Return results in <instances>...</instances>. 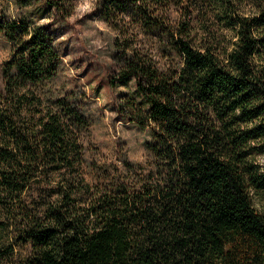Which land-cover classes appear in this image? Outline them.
I'll use <instances>...</instances> for the list:
<instances>
[{"label":"trees","instance_id":"1","mask_svg":"<svg viewBox=\"0 0 264 264\" xmlns=\"http://www.w3.org/2000/svg\"><path fill=\"white\" fill-rule=\"evenodd\" d=\"M52 6L43 5L35 14L43 17ZM114 6L134 10V18H143L147 35L162 39L167 31L169 42L185 61L178 79L152 84L156 69L151 61L135 59L134 54L127 57V71L109 77V83L125 85L132 75H139L135 94H146L139 104L151 100L153 119L164 122V132L156 131V140L145 141L160 158L157 167L141 177L143 183L136 181L139 187L126 175L106 182L98 175L96 182L87 181L85 146L69 136L71 129L61 126L56 113H45L36 106L41 103L38 97L21 94L13 110L0 111V139L5 141L0 144V164L9 165L0 167V262L6 264L18 248L31 241V254L18 264H264V213L254 210L247 193L249 186L264 193V164L258 160L264 155V66L260 63L264 11L243 18L233 14L232 0H188L181 6L189 19L181 23L178 32L182 35L177 36L159 16L152 15L155 9L137 6L134 0H114ZM193 8L199 9L194 16ZM102 11L110 15L112 6L106 2ZM192 19L213 39V24L234 29L240 23L239 40L231 41L236 49L227 52L217 41L201 51L194 45L206 37L196 31ZM30 23L24 16L10 21L8 13L0 10V29L10 38L26 33ZM64 27L41 25L17 49L20 53L31 48V63L19 61L18 83L43 82L55 73L58 49L52 47V40ZM253 30L261 34L253 36ZM221 40L231 38L222 34ZM116 43L120 44L118 38ZM128 44L125 41L124 48ZM161 52L172 54L168 48ZM125 57L118 46L113 58ZM42 58L48 60L47 67H42ZM153 93L168 102L147 95ZM121 98L129 103L134 100L127 92ZM52 102L63 106L70 123L78 128L87 125L88 119L70 105L67 93ZM25 103L34 105L30 112L40 115H30L31 123L21 116L17 123L13 112L18 113ZM124 108L119 106L120 111ZM129 119H137L141 127L145 124L143 118ZM9 143L16 145L15 151ZM91 164L98 166L95 160ZM125 166L131 167V162ZM102 176L111 173L103 168ZM54 179L57 182L52 184ZM33 185L39 199L25 191ZM55 196L60 198L53 201ZM42 208L44 220L55 223L40 220L36 213ZM28 218L35 223L20 228ZM14 223L16 235L6 243Z\"/></svg>","mask_w":264,"mask_h":264},{"label":"clouds","instance_id":"2","mask_svg":"<svg viewBox=\"0 0 264 264\" xmlns=\"http://www.w3.org/2000/svg\"><path fill=\"white\" fill-rule=\"evenodd\" d=\"M106 2L112 6L110 15H105L102 11ZM232 2L234 5L233 14H239L243 18L258 15L264 11V0H232ZM48 3H52L53 6L47 15L41 17L35 14L36 9ZM186 3L188 0H180L179 3L176 0H134V4L137 6L144 5L149 11L155 9L152 15L159 16L169 25L171 32L177 36L182 35L178 32L181 23L189 19L181 6ZM0 10L8 13L10 21L21 16L27 17L31 21L27 32L16 38H10L5 34V30L0 29V111L13 110L16 100L21 94H34L41 102L36 106L42 107L45 113H56L59 116L61 126L67 125L71 129L69 136L75 142L85 146L82 150L84 157L83 172L87 181L96 182L98 175L105 182L114 176L126 175L130 182L139 187L136 181L139 180L140 183H143L141 177L150 170L154 171L157 167L156 162L160 159L145 144V141L156 140L154 132L163 133L164 127L162 125L164 122L153 119L150 112L151 100H146L142 105L139 104L140 101L145 100L146 95L145 93L135 94L139 75H132L127 85L120 83L113 85L108 81L111 75L119 76L129 69L127 57H133L134 54H136L135 59L151 61L153 68L156 69V78L151 81L152 84L178 79L179 70L183 69L185 61L169 42L168 32L163 33L162 39L147 35L143 18H134V10H118L114 6V0H0ZM198 11V8H193V16ZM216 11L219 12L221 9L217 8ZM209 15L212 16L213 20L215 19L212 13ZM48 23H51L53 28L66 26L63 34L52 40V47L58 49L55 53L58 67L55 73L44 79L43 82L37 81L33 84L32 80L28 79L25 83L20 84L18 83L20 79L19 61L22 59L23 62L31 63V48H25L20 53L17 52V49L32 37L39 26ZM192 23L196 25V31L200 32L201 37H206L202 44L194 45L200 47L201 51L209 45L215 46L217 41H221L220 48L226 47L227 52L236 49V44L231 43V41L239 40L240 23L235 24L234 29L213 24V30L216 31L215 39L208 32L202 31L195 19H192ZM222 34H226L231 40L222 41ZM259 34L261 33L255 30L252 32L253 36ZM117 38L120 42L119 45L116 43ZM62 41L64 43H61ZM125 41H129L126 48H124ZM65 43L69 44L72 49L67 55L63 54ZM118 46L126 52L125 58H113V53L117 51ZM162 48L170 49L172 54L170 56L162 55ZM145 53L147 56L144 55ZM13 54H16L15 60H13ZM81 57H83L82 62L80 61ZM252 59L256 60L257 57L253 56ZM8 61L13 62L7 64ZM74 61L76 63H73ZM90 63H92V67L89 69ZM260 63L261 66H264V57L260 58ZM41 65L47 67L48 60L42 58ZM86 69H89L87 74L80 75ZM113 69H115V73H113ZM173 69L177 70L175 74H173ZM101 80L104 81V86L97 95L96 85ZM10 81L11 91H9ZM148 83L145 80V86ZM121 91L127 92L129 97L134 96V100L129 103L126 98H117V94ZM66 93L70 105L88 119L86 126L78 128L76 124L70 123L69 116L62 111L63 106L52 102L56 97H63ZM147 95H152L165 103L168 102L165 96H156L154 93ZM173 96L178 99V94L173 93ZM6 97L7 99H5ZM113 104L117 106L116 110H110ZM120 105H125L124 111H120ZM33 107L34 105L25 103L18 113L13 112L17 123L20 122L21 116L25 121L31 123L30 115H40L30 112ZM117 116L121 118L115 119ZM129 116L143 118L145 124L141 127L137 123V119L130 120ZM216 123L219 127V121ZM2 135L0 133V136ZM3 143L5 141L0 139V144ZM252 143H257V141H252ZM8 147L12 148L13 151L16 150V145L13 143H9ZM93 160L97 162L98 166L91 164ZM258 160L264 164V155L259 156ZM128 161L131 162V167L125 166ZM99 166L107 168L111 176L103 177V168ZM0 167L7 169L9 165L4 163L0 164ZM12 167L16 168L17 165L13 163ZM261 171H264V168H261ZM57 179H59L58 176ZM56 182V179L51 181L52 184ZM25 191H30L31 196L37 199L40 198L35 191V185ZM247 193L254 210L258 213H264V193H258L254 186H249ZM59 198V196H55L52 197V200L55 201ZM25 200H30V197L26 196ZM36 214L44 223H55L53 220H44L43 208L38 210ZM33 223L35 221L28 218L20 223L19 227H30ZM15 235L16 226L14 223L4 242H11ZM31 252V241H29L25 247L18 248L6 264H18L19 260L30 255Z\"/></svg>","mask_w":264,"mask_h":264},{"label":"rangeland","instance_id":"3","mask_svg":"<svg viewBox=\"0 0 264 264\" xmlns=\"http://www.w3.org/2000/svg\"><path fill=\"white\" fill-rule=\"evenodd\" d=\"M66 30V27H64V29H59L58 30V36L63 34V32ZM69 40H71V38H69ZM61 43H64L63 41ZM72 49L69 47V44L65 43L64 46V53L65 55L68 54L69 51H71ZM80 61H83V57L80 58ZM73 63H76L75 61ZM92 67V63L89 64V69ZM89 69H86L84 73H80V75H85L87 74V71ZM127 85V84H125ZM104 85H100L99 87L96 85V94L99 95L100 91L102 90ZM126 92L121 91L120 93L117 94V98H121ZM110 110H115V104L112 105V107L110 108ZM115 119L119 120V117H115Z\"/></svg>","mask_w":264,"mask_h":264}]
</instances>
